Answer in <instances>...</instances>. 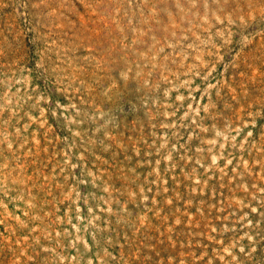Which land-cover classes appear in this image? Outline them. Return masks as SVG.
Wrapping results in <instances>:
<instances>
[{
	"label": "rangeland",
	"instance_id": "1",
	"mask_svg": "<svg viewBox=\"0 0 264 264\" xmlns=\"http://www.w3.org/2000/svg\"><path fill=\"white\" fill-rule=\"evenodd\" d=\"M0 264H264V0H0Z\"/></svg>",
	"mask_w": 264,
	"mask_h": 264
}]
</instances>
